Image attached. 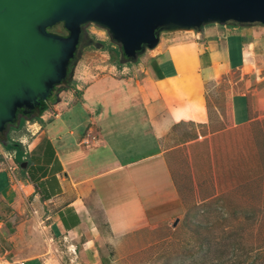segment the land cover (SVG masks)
<instances>
[{"label":"crops","instance_id":"0c3cea01","mask_svg":"<svg viewBox=\"0 0 264 264\" xmlns=\"http://www.w3.org/2000/svg\"><path fill=\"white\" fill-rule=\"evenodd\" d=\"M261 57L264 25L164 33L136 63L112 64L34 121L19 118L0 140L1 151L20 143L26 163L19 186L0 170V264H107L111 245L149 224L145 198L159 184L147 178L170 133L208 124V82ZM249 92L228 99L236 127L257 119Z\"/></svg>","mask_w":264,"mask_h":264},{"label":"rangeland","instance_id":"374dc122","mask_svg":"<svg viewBox=\"0 0 264 264\" xmlns=\"http://www.w3.org/2000/svg\"><path fill=\"white\" fill-rule=\"evenodd\" d=\"M85 29L100 46L81 49L72 86L108 74L104 48H120L106 30ZM247 64L208 82V124L187 122L170 133L169 152L154 166L161 168L147 178L159 184L145 198L149 224L111 245L107 264H264V57ZM253 90L257 119L236 127L228 99Z\"/></svg>","mask_w":264,"mask_h":264},{"label":"water","instance_id":"95a60500","mask_svg":"<svg viewBox=\"0 0 264 264\" xmlns=\"http://www.w3.org/2000/svg\"><path fill=\"white\" fill-rule=\"evenodd\" d=\"M58 23L68 35L49 31ZM87 24L106 30L125 62L136 63L164 33L264 25V0H0V133L68 77ZM70 73L74 80L75 67Z\"/></svg>","mask_w":264,"mask_h":264},{"label":"trees","instance_id":"16d2710c","mask_svg":"<svg viewBox=\"0 0 264 264\" xmlns=\"http://www.w3.org/2000/svg\"><path fill=\"white\" fill-rule=\"evenodd\" d=\"M54 28H56L55 26L52 28H49V31H54ZM104 50H107L110 52L111 54V62L114 65H121L123 64L125 61H122L121 59L124 57L122 56V50L121 48L119 49H112L111 47H105ZM79 60V58H78ZM125 60V59H124ZM72 87V86H70ZM69 88V87H68ZM48 109V103L47 100L44 101L42 104H40V106H37L33 111H30V115H27L24 117V120H30V121H34L35 117L33 116H39L42 115L46 110ZM32 113H34L33 115H31ZM22 114V110H19V115ZM4 133H0V140H4ZM9 150H15L16 151V162L18 164H22L24 162V152L22 150V145L20 143L14 142V141H9L8 145H7Z\"/></svg>","mask_w":264,"mask_h":264},{"label":"flooded vegetation","instance_id":"af4514ba","mask_svg":"<svg viewBox=\"0 0 264 264\" xmlns=\"http://www.w3.org/2000/svg\"><path fill=\"white\" fill-rule=\"evenodd\" d=\"M55 27H61V29H60L61 32L60 33H62L64 35H68L69 34V32L64 28V24L63 23H58L57 25H55ZM85 27H86V25H84L83 28H82V34H81L78 50H77L76 55H75L74 59L72 60V62L70 64V67L68 69L69 70L68 77L61 84L57 85L54 88V90H53V93L56 95V97L60 96L62 91H64L68 87L72 86L74 80L71 78V73L70 72L74 69L75 64L78 61V58H80V56H81V52H82L81 49L83 47H85V46L93 45V44H95L97 46H100V44L96 43L94 41V39H92V37L88 34V32L86 31ZM49 102L50 101L47 100V103H49ZM33 114L34 113H32L31 115H33ZM27 115H30V113H28ZM27 115L20 114L21 117L19 116V118H24ZM11 125H14V124H11Z\"/></svg>","mask_w":264,"mask_h":264},{"label":"built area","instance_id":"2783aa9c","mask_svg":"<svg viewBox=\"0 0 264 264\" xmlns=\"http://www.w3.org/2000/svg\"><path fill=\"white\" fill-rule=\"evenodd\" d=\"M23 144V143H22ZM0 148H2L0 142ZM16 151L15 150H0V170L6 171L11 179L12 184L19 186L20 178L18 177V171L20 164L16 162Z\"/></svg>","mask_w":264,"mask_h":264}]
</instances>
